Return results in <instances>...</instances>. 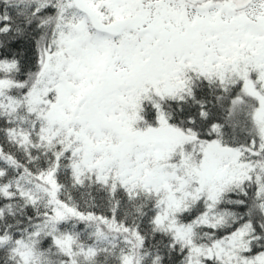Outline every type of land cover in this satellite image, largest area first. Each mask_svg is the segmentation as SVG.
<instances>
[{
	"label": "snow or ice",
	"instance_id": "snow-or-ice-1",
	"mask_svg": "<svg viewBox=\"0 0 264 264\" xmlns=\"http://www.w3.org/2000/svg\"><path fill=\"white\" fill-rule=\"evenodd\" d=\"M0 264H264V0H0Z\"/></svg>",
	"mask_w": 264,
	"mask_h": 264
}]
</instances>
